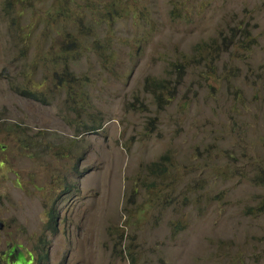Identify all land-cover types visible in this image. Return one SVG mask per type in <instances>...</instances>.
<instances>
[{
	"label": "rangeland",
	"instance_id": "1",
	"mask_svg": "<svg viewBox=\"0 0 264 264\" xmlns=\"http://www.w3.org/2000/svg\"><path fill=\"white\" fill-rule=\"evenodd\" d=\"M6 1L0 264L13 245L30 264H264V0L69 1L57 24L88 29L69 76L38 36L55 0Z\"/></svg>",
	"mask_w": 264,
	"mask_h": 264
},
{
	"label": "trees",
	"instance_id": "2",
	"mask_svg": "<svg viewBox=\"0 0 264 264\" xmlns=\"http://www.w3.org/2000/svg\"><path fill=\"white\" fill-rule=\"evenodd\" d=\"M69 1H70V4L73 3V0H55L53 3L50 4V6L52 7L51 11L41 10V13H43V15H41V13L39 15V21L44 26L41 27L42 30H40L38 36L41 37V35L45 33V30L47 27L53 29V34H52L53 39H52V44L49 47V54L52 55L53 62H57L59 59H62L63 65L61 66V68L64 70L62 73V76H69V73H67V71H66L68 69V62L75 55H78V48H79V45L81 43L80 42V40H81L80 35L82 36V35L86 34L88 31V29H86L84 31L81 30L82 23L75 24V29L73 31H70L71 24L67 20L61 26H59L57 24L56 17L58 16V14H62L66 10V8H67L66 5L68 4ZM18 2H21V1H18ZM13 4L14 3L12 2V5H11V2H9V0H7L4 3L2 10H3V13L5 16L12 15L11 9H12ZM74 5L76 6L75 3H74ZM108 6H111V7H109L108 10L105 11L106 14H109L110 16L112 14L113 15L119 14L121 9H117L115 7H112L111 2H109ZM12 18H13V16H12ZM13 22H14V20H13ZM33 32H34V30L32 31V35H33ZM244 36L249 37L248 34L246 33V31L237 27L235 30L230 31L226 35L221 34L219 39H221V41H223L224 37H231V38L236 37L235 43L238 44L242 41L240 37H244ZM72 39L75 41H76V39H78L77 44H76V42L70 43V41ZM213 43L214 42L203 44V42H201L199 44H196L194 46V52L198 53V58L203 57L202 55H200L199 50L204 49L205 54H206L207 52L213 50L212 49ZM74 59L76 60L75 57H74ZM200 59H202V58H200ZM170 67L173 70H175V72H177V74L181 73V66L179 64H172V66H170ZM145 85L148 86L151 90L156 92L155 99L157 102L161 98H163V95H167L171 92L167 80L145 79ZM22 90L30 98H40L39 100L43 99L41 97H37L34 93H32L31 91H29L27 89H22ZM97 128H99V127L94 126V125L89 126V130H95ZM85 130H88V129H85ZM167 166H168L167 156L161 155L158 157L157 160L152 161L149 164L148 170L152 174H156L158 177H160L164 173L167 172ZM263 210H264V194L262 196L261 206L259 207L258 211H263ZM46 216H47V220L45 222V228H49L51 231H54L52 224L54 223L55 215L53 214L52 209H49L47 211ZM178 229H179V225L175 224L174 230H178ZM41 248L43 250L42 246H41ZM21 249L22 248L19 245H13L11 247L6 248L4 250L6 264H9L8 261H10V260H13L14 264H30L32 259H33L31 253L30 252L24 253ZM45 256H46V253L43 251L42 257H45ZM38 259L41 260V257L39 255H38Z\"/></svg>",
	"mask_w": 264,
	"mask_h": 264
},
{
	"label": "water",
	"instance_id": "3",
	"mask_svg": "<svg viewBox=\"0 0 264 264\" xmlns=\"http://www.w3.org/2000/svg\"><path fill=\"white\" fill-rule=\"evenodd\" d=\"M0 227H1V224H0Z\"/></svg>",
	"mask_w": 264,
	"mask_h": 264
},
{
	"label": "clouds",
	"instance_id": "4",
	"mask_svg": "<svg viewBox=\"0 0 264 264\" xmlns=\"http://www.w3.org/2000/svg\"><path fill=\"white\" fill-rule=\"evenodd\" d=\"M57 220H58V218H57Z\"/></svg>",
	"mask_w": 264,
	"mask_h": 264
}]
</instances>
